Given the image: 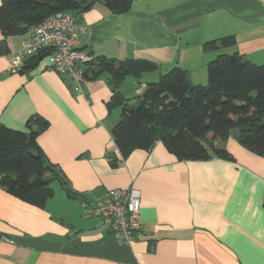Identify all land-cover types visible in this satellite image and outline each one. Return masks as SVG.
<instances>
[{
    "label": "crops",
    "instance_id": "1",
    "mask_svg": "<svg viewBox=\"0 0 264 264\" xmlns=\"http://www.w3.org/2000/svg\"><path fill=\"white\" fill-rule=\"evenodd\" d=\"M80 15L87 26L80 47L92 57L150 59L160 74L180 66L195 84L207 83L208 63L222 49L264 63V0H133L124 13L98 3ZM227 35L236 37L235 46L204 49ZM7 41L10 53H0V123L27 130L31 115L48 119L38 143L79 195L68 196L54 180L60 193L54 187L39 207L0 188V264H264V156L231 133L217 143L234 160H182L160 140L123 158L112 136L123 107H108L109 75L80 90L48 56L14 72L9 61L22 40ZM128 77L120 88L126 98ZM130 187L141 191L142 229L126 244L83 202Z\"/></svg>",
    "mask_w": 264,
    "mask_h": 264
},
{
    "label": "trees",
    "instance_id": "2",
    "mask_svg": "<svg viewBox=\"0 0 264 264\" xmlns=\"http://www.w3.org/2000/svg\"><path fill=\"white\" fill-rule=\"evenodd\" d=\"M133 0H2L0 3V53L9 54L8 38L29 34L47 16L71 11L83 14L96 4L112 13L130 10ZM237 44L234 35L207 41L206 51ZM53 48H43L24 61L22 71L33 69ZM159 64L144 58H115L97 55L84 63L85 81L109 75L113 96L108 107L121 105V120L112 129L115 144L126 158L134 149L162 141L182 160H209L219 157L234 160L217 143L238 130L239 143L264 156V63L258 64L239 52L217 54L208 63V81L195 84L188 71L174 66L130 104L120 88L128 75L140 76L159 69ZM50 122L33 114L26 129L0 123V188L33 205L44 207L55 194L58 180L68 196L79 194L68 185L62 171L54 165L38 143V136ZM115 165L114 159H111ZM86 203V202H83Z\"/></svg>",
    "mask_w": 264,
    "mask_h": 264
},
{
    "label": "built area",
    "instance_id": "3",
    "mask_svg": "<svg viewBox=\"0 0 264 264\" xmlns=\"http://www.w3.org/2000/svg\"><path fill=\"white\" fill-rule=\"evenodd\" d=\"M81 15L71 11H61L47 16L30 29L29 34H21L22 45L9 61L11 71L20 70L24 61L40 49L51 47L48 54L50 65L62 75L73 78L80 90L86 82L84 63L92 54L80 47V35L86 31ZM141 191L135 187L113 188L106 196L93 203L83 204L88 214L99 216L107 225L110 234L121 243L130 244L141 231L140 210Z\"/></svg>",
    "mask_w": 264,
    "mask_h": 264
},
{
    "label": "rangeland",
    "instance_id": "4",
    "mask_svg": "<svg viewBox=\"0 0 264 264\" xmlns=\"http://www.w3.org/2000/svg\"><path fill=\"white\" fill-rule=\"evenodd\" d=\"M224 51L225 50L222 49L218 53L220 54L221 52H224ZM167 70H169V69H167ZM166 71H164V72H166ZM203 73H204V69H203ZM161 74H160L159 70H155V71L146 72L142 76L141 75L135 76L134 74L129 75V77L126 79L125 84H124V92H125L127 98L129 97V99H130L129 103L132 104L135 101L134 98L136 96L141 95L146 91V89L148 87V83L158 81L160 79ZM232 133L237 134L238 130L234 129L232 131ZM52 185L60 193L61 190L58 186V183L54 182Z\"/></svg>",
    "mask_w": 264,
    "mask_h": 264
},
{
    "label": "water",
    "instance_id": "5",
    "mask_svg": "<svg viewBox=\"0 0 264 264\" xmlns=\"http://www.w3.org/2000/svg\"><path fill=\"white\" fill-rule=\"evenodd\" d=\"M135 235H137V234H135Z\"/></svg>",
    "mask_w": 264,
    "mask_h": 264
}]
</instances>
